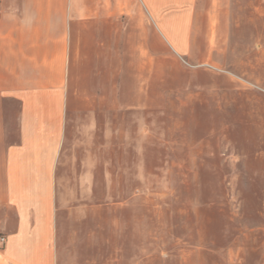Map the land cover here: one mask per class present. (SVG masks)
<instances>
[{"label": "rangeland", "instance_id": "rangeland-1", "mask_svg": "<svg viewBox=\"0 0 264 264\" xmlns=\"http://www.w3.org/2000/svg\"><path fill=\"white\" fill-rule=\"evenodd\" d=\"M217 2L207 60L152 17L150 64L121 74L119 147L87 202L115 234L104 264H264V0Z\"/></svg>", "mask_w": 264, "mask_h": 264}, {"label": "crops", "instance_id": "crops-1", "mask_svg": "<svg viewBox=\"0 0 264 264\" xmlns=\"http://www.w3.org/2000/svg\"><path fill=\"white\" fill-rule=\"evenodd\" d=\"M221 7L0 0V264H104L115 234L105 235L103 210L87 202L103 200L105 144L119 147L121 74L150 64L152 17L178 54L207 60L220 47ZM198 24L215 33H200L195 56Z\"/></svg>", "mask_w": 264, "mask_h": 264}, {"label": "built area", "instance_id": "built-area-1", "mask_svg": "<svg viewBox=\"0 0 264 264\" xmlns=\"http://www.w3.org/2000/svg\"><path fill=\"white\" fill-rule=\"evenodd\" d=\"M5 241H6V239H5V238H1V242H3V243H4Z\"/></svg>", "mask_w": 264, "mask_h": 264}]
</instances>
